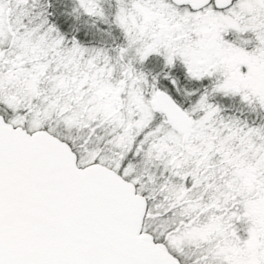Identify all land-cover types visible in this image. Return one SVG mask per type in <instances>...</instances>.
I'll return each mask as SVG.
<instances>
[{"label":"snow or ice","instance_id":"1","mask_svg":"<svg viewBox=\"0 0 264 264\" xmlns=\"http://www.w3.org/2000/svg\"><path fill=\"white\" fill-rule=\"evenodd\" d=\"M0 264H264V0H0Z\"/></svg>","mask_w":264,"mask_h":264}]
</instances>
